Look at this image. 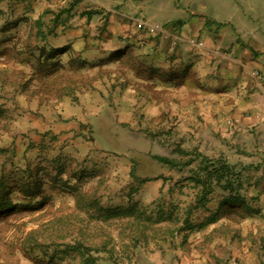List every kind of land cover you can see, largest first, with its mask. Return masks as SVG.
<instances>
[{
	"label": "rangeland",
	"instance_id": "374dc122",
	"mask_svg": "<svg viewBox=\"0 0 264 264\" xmlns=\"http://www.w3.org/2000/svg\"><path fill=\"white\" fill-rule=\"evenodd\" d=\"M116 1L0 0V196L13 203L0 210V264H264V203L250 187L264 158L250 164L251 131L236 117L209 130L202 116L143 111L140 94L183 107L203 87L186 60L178 73L144 66L134 49L161 29L136 28ZM260 3L192 0L188 10L214 42L229 37L216 51L255 63L264 90ZM110 73L121 79L111 93L93 82ZM201 156L233 165L237 193L215 184L203 203Z\"/></svg>",
	"mask_w": 264,
	"mask_h": 264
},
{
	"label": "crops",
	"instance_id": "0c3cea01",
	"mask_svg": "<svg viewBox=\"0 0 264 264\" xmlns=\"http://www.w3.org/2000/svg\"><path fill=\"white\" fill-rule=\"evenodd\" d=\"M116 2L118 5L121 4L116 11L120 16L135 20V23L137 20L147 21L148 24L151 23L161 29V32L145 33V36L148 37L156 35L158 37L144 39L134 49L135 54L140 55V62L144 66H153L158 73L170 74L174 71L178 73L181 72L184 63L181 60H186L192 67L190 69L194 70L192 72L198 78L200 86L203 87V90L198 88L196 91V98L201 100L193 101L183 107L180 102L177 106L173 104L168 106V104H164L162 98L158 97L160 101H157L155 108L154 104L147 100L149 96L147 93L144 96L140 94L142 100H140L139 106L141 109L147 113L150 109H156L157 112L162 113L166 108H169L173 113L179 115L184 113L185 116L189 115L194 120L198 116H202L205 120L203 124L209 130L224 129L226 128V117H236L238 120L236 129L246 134L251 131L248 136L253 146H256V150H258L255 152L254 161L250 164H260L261 157L264 158V90L252 75L251 71L255 67V63L241 61L227 53L222 54L216 51L215 46L218 49L230 44L229 37L221 39V41L226 40L224 45L218 43L221 42L218 39L214 42L199 21L200 18L191 17L193 12L188 9L192 0H117ZM256 12L264 20V3H260ZM136 28L142 27L136 25ZM197 36H200V39L204 41L203 48L196 45L191 46L184 41L187 37ZM258 40L261 43V35L258 36ZM118 50H120L118 47L111 49L110 45L109 49L103 51L113 53ZM101 57L103 56H98V58ZM176 75L165 78L174 81L177 80ZM97 78L93 81L94 83L102 84L103 80H107L109 93L112 91L110 86L121 81V79L116 81L111 73L108 79L100 76ZM132 79L133 82L138 81L141 84L144 82L146 85L150 82L148 78L133 77ZM231 85H235L236 89L230 90ZM162 88L164 86L160 89L163 90ZM115 95L112 94V100H116ZM178 96L180 99L181 96ZM193 123L196 124L195 121L189 122V124ZM261 169L262 164L256 172H253L254 181L250 186L256 189L258 203H264V169L262 171ZM257 177L261 179L259 185L255 181Z\"/></svg>",
	"mask_w": 264,
	"mask_h": 264
},
{
	"label": "trees",
	"instance_id": "16d2710c",
	"mask_svg": "<svg viewBox=\"0 0 264 264\" xmlns=\"http://www.w3.org/2000/svg\"><path fill=\"white\" fill-rule=\"evenodd\" d=\"M96 11H86L85 14L87 16H91ZM158 161L164 163H171V160L164 156H154ZM199 167L196 169L197 171H202L203 175L200 172L193 177H196L195 180L198 183H201L203 186V203L207 201L206 194L210 192L215 184L219 185L223 191L228 193H237V189L241 187V182H239L238 175L234 173L233 165L229 164L225 160L222 159H210L208 157L201 156L200 157ZM202 176V177H201ZM37 188H39L37 186ZM35 190L33 193L26 195V197H33L35 195ZM13 206L12 200L9 196L2 197L0 196V210H4L6 208H10Z\"/></svg>",
	"mask_w": 264,
	"mask_h": 264
},
{
	"label": "built area",
	"instance_id": "2783aa9c",
	"mask_svg": "<svg viewBox=\"0 0 264 264\" xmlns=\"http://www.w3.org/2000/svg\"><path fill=\"white\" fill-rule=\"evenodd\" d=\"M136 25L138 26V27H143V26H147V27H149L150 28V30H154V28L155 27H153V26H151L150 24H148V23H146L145 21H140V20H137L136 21Z\"/></svg>",
	"mask_w": 264,
	"mask_h": 264
}]
</instances>
